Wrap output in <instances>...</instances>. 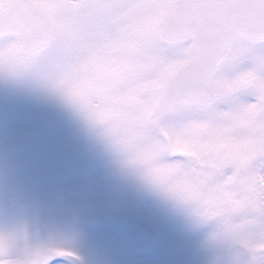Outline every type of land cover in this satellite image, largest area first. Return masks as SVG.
<instances>
[{
  "label": "snow or ice",
  "instance_id": "obj_1",
  "mask_svg": "<svg viewBox=\"0 0 264 264\" xmlns=\"http://www.w3.org/2000/svg\"><path fill=\"white\" fill-rule=\"evenodd\" d=\"M119 26L170 71L177 119L243 106L252 122L254 160L264 161V50L254 47L264 41V0H0V74L30 75L71 106L79 97L62 87L61 77L81 60L87 67L89 50ZM243 54L252 67L233 71ZM256 180L264 185V174ZM249 252L255 260L264 245ZM77 259L64 246L21 251L15 234H0V264Z\"/></svg>",
  "mask_w": 264,
  "mask_h": 264
},
{
  "label": "rangeland",
  "instance_id": "obj_2",
  "mask_svg": "<svg viewBox=\"0 0 264 264\" xmlns=\"http://www.w3.org/2000/svg\"><path fill=\"white\" fill-rule=\"evenodd\" d=\"M254 47L264 50V43ZM252 64L243 54L233 71ZM129 216L155 230L153 253L128 256L122 228ZM181 228L192 231L183 244L177 240ZM210 229V222L190 228L185 210L157 197L80 114L38 80L0 74V234L23 235L30 247L54 240L71 249L78 264H207L218 251L203 244ZM179 248L182 260L167 262ZM249 256L264 264V254Z\"/></svg>",
  "mask_w": 264,
  "mask_h": 264
},
{
  "label": "clouds",
  "instance_id": "obj_3",
  "mask_svg": "<svg viewBox=\"0 0 264 264\" xmlns=\"http://www.w3.org/2000/svg\"><path fill=\"white\" fill-rule=\"evenodd\" d=\"M87 55V67L79 66L81 60L61 77L62 87L79 97L71 107L157 197L186 211L190 228L211 223L205 246L224 251L230 264H242L239 253L264 245V185L256 180L264 161L254 160L244 107L177 119L170 71L148 56L127 26L106 34ZM17 245L23 251V235ZM59 246L53 240L40 248Z\"/></svg>",
  "mask_w": 264,
  "mask_h": 264
},
{
  "label": "water",
  "instance_id": "obj_4",
  "mask_svg": "<svg viewBox=\"0 0 264 264\" xmlns=\"http://www.w3.org/2000/svg\"><path fill=\"white\" fill-rule=\"evenodd\" d=\"M124 233L127 238L128 251L131 256L150 253L155 249V233L140 222L131 218L126 219L124 222ZM239 256L242 264H248L250 261L247 253L241 252ZM215 261L216 264H230V256L220 250Z\"/></svg>",
  "mask_w": 264,
  "mask_h": 264
},
{
  "label": "bare ground",
  "instance_id": "obj_5",
  "mask_svg": "<svg viewBox=\"0 0 264 264\" xmlns=\"http://www.w3.org/2000/svg\"><path fill=\"white\" fill-rule=\"evenodd\" d=\"M242 65H244V64H242ZM250 65L247 66L248 69L251 68ZM29 98H32V96H29ZM242 98L245 99V98H250V97H242ZM22 119L24 120V118H22ZM26 120H27V118H26ZM33 122H37V121L33 120ZM184 220H185V217L181 219V221H184ZM191 233H192V231H190V232L189 231H185V229L181 228L179 234L177 235V240L181 239V242L183 244L184 241L186 240L184 238L189 236ZM174 253H177V254L174 255L175 259H174V257L165 258L167 262L176 263V261H178L177 259H180L178 255H180L181 257H182V255H185V253L183 252V249H180V248H179V250L174 251ZM180 260H182V259H180Z\"/></svg>",
  "mask_w": 264,
  "mask_h": 264
}]
</instances>
